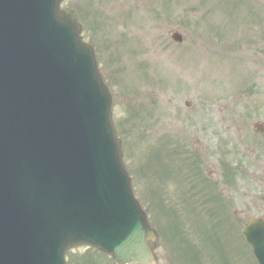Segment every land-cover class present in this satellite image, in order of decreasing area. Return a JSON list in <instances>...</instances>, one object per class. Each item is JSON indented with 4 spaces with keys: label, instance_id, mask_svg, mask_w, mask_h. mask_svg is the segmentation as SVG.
I'll return each instance as SVG.
<instances>
[{
    "label": "rangeland",
    "instance_id": "1",
    "mask_svg": "<svg viewBox=\"0 0 264 264\" xmlns=\"http://www.w3.org/2000/svg\"><path fill=\"white\" fill-rule=\"evenodd\" d=\"M61 8L75 9L84 41L97 50L133 188L160 234L158 264H164L167 249L172 260L180 254L184 262L189 245L175 239L180 229L204 251L197 264L199 256L210 264L238 260L239 231L221 210L197 229L191 216L207 219L205 211L177 204L203 200L197 166L217 171L216 161H229V188L239 185L246 195L230 198L247 202L249 217L264 211V133L252 127L264 123V0H64ZM173 31L182 43L171 40ZM209 44L217 47L205 49ZM179 128L200 151L194 159L179 138L169 142L172 152L165 149L166 138ZM154 139L160 145L153 150ZM220 170L218 187L229 193ZM159 207L169 209L166 216ZM155 209L162 225L154 220ZM168 232L174 247L169 242L164 249ZM94 255L84 264H110Z\"/></svg>",
    "mask_w": 264,
    "mask_h": 264
},
{
    "label": "water",
    "instance_id": "2",
    "mask_svg": "<svg viewBox=\"0 0 264 264\" xmlns=\"http://www.w3.org/2000/svg\"><path fill=\"white\" fill-rule=\"evenodd\" d=\"M54 9L56 10V1L54 2ZM56 18L60 19L61 22L60 24H54V25L50 23V25L53 28V32H52L53 39L51 38L52 42L56 44H60L62 41H63L62 44L67 42L69 52L71 51L72 54L77 59H79L78 61H75V63L77 65L80 63V65L84 67L86 72L85 78L89 81L90 87H95L98 90L101 97H103L104 91L99 86V78L98 75L96 74L95 62L93 60L91 52L88 48H86L83 44L79 42V38H78L79 27H76V25L74 24V20L73 19L70 20L69 17L67 16L62 17L57 15ZM85 59L88 60L84 61ZM104 101L105 100H102V102ZM102 110L103 111L101 115L104 118L105 125L101 128V136H102V140L106 141V143L102 145L100 155H97L94 158V161L92 162L96 165V171L94 168L91 169L93 170V172L96 173H100L103 170L107 171L109 173V176L106 185H111L113 183H116L115 189L116 191L117 190L120 191V193L118 198L115 194H110L109 196H107L103 204H100V206L98 207L99 212L103 210L105 204H107L108 202L112 204L117 202H123L130 206L134 205L128 180L125 178L126 175L125 172L123 171L120 162L118 141L115 140L113 131L111 129V124L109 121L108 105H102ZM107 136L109 137L107 138ZM91 177L92 176H85L82 179V183L87 184L90 181V180L88 181V179ZM103 189L104 187L101 188V190ZM75 202L81 203L82 200L76 199L74 200V202L73 201L69 202L68 206L70 209H74L76 207ZM94 205H95V201L93 200L90 203V206L93 207ZM41 210L43 211V209ZM46 221H49V218ZM135 222H136L135 224L136 226H134L131 232H129L125 236V238L121 242L122 244L120 245L117 244L116 246H113L108 250L111 251V253L114 255L116 259L118 257L122 260H128V259L139 260L143 264H153V259L151 257V254L149 253V250L145 242L147 237H151V234L144 233L146 229L145 228L146 223L144 217L143 216L137 217ZM114 226L117 232V229H119L120 227L118 221L114 222ZM245 234L248 237L249 241L254 246L253 247L254 252L256 256L260 259L261 264H264V259L263 257H261L262 255H264V219L250 223L245 228ZM104 239L108 240V238H104ZM115 239L117 240V233ZM55 242H56L55 238L53 236H50L49 245L54 247ZM82 243H84L83 240L77 237H73L70 240L69 246L82 244ZM59 255L60 254L58 251L57 257H59ZM4 257H6V255ZM40 262L43 263L42 260H40Z\"/></svg>",
    "mask_w": 264,
    "mask_h": 264
},
{
    "label": "bare ground",
    "instance_id": "3",
    "mask_svg": "<svg viewBox=\"0 0 264 264\" xmlns=\"http://www.w3.org/2000/svg\"><path fill=\"white\" fill-rule=\"evenodd\" d=\"M10 21L14 22L16 24V26H17V29H18L19 23H18L17 18L15 16H13V18H11ZM20 32H23V30H19L18 31V33H20ZM15 33L16 32H13L11 34L14 35ZM44 82H45V84L47 86H49L50 83H51V77L50 76L46 77ZM58 103L66 106L65 100H59ZM47 107H50V109L48 111H46L45 116L52 115L54 121H56L60 125H69V124H71V122H72L71 118L72 117L69 116V115H65L63 112H61L59 110V106L58 105H54L52 103H47ZM53 132L56 133V136L59 139L60 130H59V128H56V127L52 128L49 131V139H50V136L52 135Z\"/></svg>",
    "mask_w": 264,
    "mask_h": 264
}]
</instances>
